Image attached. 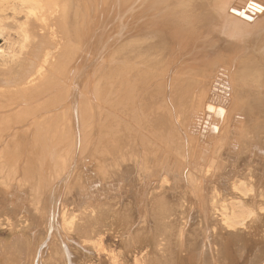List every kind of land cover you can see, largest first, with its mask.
<instances>
[{
  "label": "bare ground",
  "instance_id": "1",
  "mask_svg": "<svg viewBox=\"0 0 264 264\" xmlns=\"http://www.w3.org/2000/svg\"><path fill=\"white\" fill-rule=\"evenodd\" d=\"M8 9L0 264H93L105 234L110 264H264V0Z\"/></svg>",
  "mask_w": 264,
  "mask_h": 264
},
{
  "label": "rangeland",
  "instance_id": "2",
  "mask_svg": "<svg viewBox=\"0 0 264 264\" xmlns=\"http://www.w3.org/2000/svg\"><path fill=\"white\" fill-rule=\"evenodd\" d=\"M23 15L24 14L20 12L19 9H8L2 13L0 18V48L3 51V56L0 57V67H4L13 60L19 58V55H21L24 50L22 34L25 26V17ZM236 200L238 199H235L234 201ZM241 202L243 203V201ZM248 229L249 228H246L245 232H250L249 234L252 235V237L248 233L245 237L247 238L249 235L250 237H248L250 240H253V238L259 234V231L256 232L254 229ZM260 234L258 236L261 237ZM8 238V226L6 224H1L0 239L6 240ZM256 238L258 237L256 236ZM103 240L102 249L92 255L94 257L92 258L93 264H110V262L116 261V256L120 257V253H122L123 247L121 246V240L118 236L105 234ZM137 257H140V252H136L129 257H126L127 264H136Z\"/></svg>",
  "mask_w": 264,
  "mask_h": 264
}]
</instances>
